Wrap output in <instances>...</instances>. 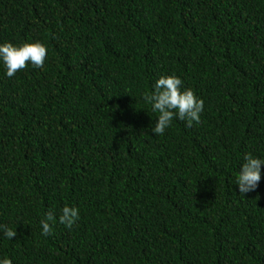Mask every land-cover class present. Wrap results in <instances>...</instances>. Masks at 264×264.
Instances as JSON below:
<instances>
[{"label":"trees","instance_id":"1","mask_svg":"<svg viewBox=\"0 0 264 264\" xmlns=\"http://www.w3.org/2000/svg\"><path fill=\"white\" fill-rule=\"evenodd\" d=\"M36 41L43 68L9 78L0 59V224L17 232L0 260L264 264V165L255 191L235 184L264 159V0H0V44ZM170 75L204 110L155 135L143 94Z\"/></svg>","mask_w":264,"mask_h":264},{"label":"clouds","instance_id":"2","mask_svg":"<svg viewBox=\"0 0 264 264\" xmlns=\"http://www.w3.org/2000/svg\"><path fill=\"white\" fill-rule=\"evenodd\" d=\"M48 49L43 43L36 41L14 46L12 43L0 44V59L3 60L7 76H15L18 71L25 69L29 63L36 68H43L47 59ZM183 81L176 75L161 76L154 85V91L143 94L144 101L151 105L153 112L158 113V119L152 132L163 135L174 118L186 120L188 126L199 123L204 110V100L199 99L190 88L182 89ZM264 159L254 158L251 154L244 157L242 169L239 171L235 184L239 186L241 195L255 191L261 180V166ZM80 219L78 207L65 205L59 215V222L71 229ZM42 234H52L56 224V213L49 210L44 219L40 221ZM0 231L8 239L17 236V232L7 225L0 224ZM0 264H13L10 258L0 260Z\"/></svg>","mask_w":264,"mask_h":264}]
</instances>
